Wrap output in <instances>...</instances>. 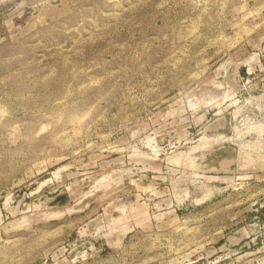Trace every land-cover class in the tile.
<instances>
[{
    "label": "rangeland",
    "instance_id": "obj_1",
    "mask_svg": "<svg viewBox=\"0 0 264 264\" xmlns=\"http://www.w3.org/2000/svg\"><path fill=\"white\" fill-rule=\"evenodd\" d=\"M0 264H264V0H0Z\"/></svg>",
    "mask_w": 264,
    "mask_h": 264
}]
</instances>
